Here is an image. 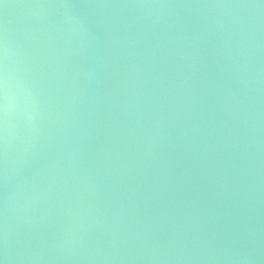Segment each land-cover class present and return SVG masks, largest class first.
<instances>
[{
	"label": "water",
	"instance_id": "water-1",
	"mask_svg": "<svg viewBox=\"0 0 264 264\" xmlns=\"http://www.w3.org/2000/svg\"><path fill=\"white\" fill-rule=\"evenodd\" d=\"M2 264H264V0H0Z\"/></svg>",
	"mask_w": 264,
	"mask_h": 264
},
{
	"label": "snow or ice",
	"instance_id": "snow-or-ice-1",
	"mask_svg": "<svg viewBox=\"0 0 264 264\" xmlns=\"http://www.w3.org/2000/svg\"><path fill=\"white\" fill-rule=\"evenodd\" d=\"M0 264H2V261H0Z\"/></svg>",
	"mask_w": 264,
	"mask_h": 264
}]
</instances>
